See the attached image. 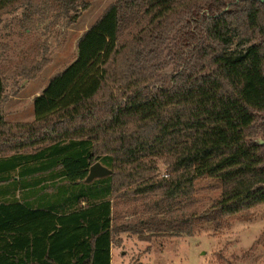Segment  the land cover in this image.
I'll list each match as a JSON object with an SVG mask.
<instances>
[{
  "label": "trees",
  "instance_id": "1",
  "mask_svg": "<svg viewBox=\"0 0 264 264\" xmlns=\"http://www.w3.org/2000/svg\"><path fill=\"white\" fill-rule=\"evenodd\" d=\"M86 7L0 0V20L19 13L31 30L53 12L67 28ZM4 92L0 76V264H111L118 233L192 236L197 222L264 206L260 0H114L34 99L21 134L4 119ZM96 162L113 174L86 184ZM201 179L221 195L185 216L181 201ZM120 198L151 200L149 217L116 224Z\"/></svg>",
  "mask_w": 264,
  "mask_h": 264
},
{
  "label": "rangeland",
  "instance_id": "2",
  "mask_svg": "<svg viewBox=\"0 0 264 264\" xmlns=\"http://www.w3.org/2000/svg\"><path fill=\"white\" fill-rule=\"evenodd\" d=\"M113 2L80 0L87 6L86 10L67 28L55 22L53 12L31 30H25L19 22V13L5 15L0 20V76L5 86L1 111L12 127L11 133H22L15 128L17 125L34 123V99L54 76L76 59L79 39ZM255 139L264 140L261 136ZM21 152L33 153L34 148ZM11 154L13 152L3 153L4 156ZM167 171L168 167L160 162L158 177H163ZM126 191L122 189L120 193ZM220 195L221 185L217 180H198L192 197L181 201L187 205L185 216L205 211ZM126 201L116 200V224L149 217L146 206L153 205L151 200L131 198ZM147 239L143 241L132 233L116 234L111 264H264V206L223 218L219 224L197 222L192 236L158 234Z\"/></svg>",
  "mask_w": 264,
  "mask_h": 264
},
{
  "label": "water",
  "instance_id": "3",
  "mask_svg": "<svg viewBox=\"0 0 264 264\" xmlns=\"http://www.w3.org/2000/svg\"><path fill=\"white\" fill-rule=\"evenodd\" d=\"M260 1L264 4V0H260ZM261 143L263 144L264 142L261 141ZM112 174L113 171L110 168L104 166L101 162H96L90 167V171L85 180V183L91 184L97 179L106 178L108 176H111Z\"/></svg>",
  "mask_w": 264,
  "mask_h": 264
},
{
  "label": "crops",
  "instance_id": "4",
  "mask_svg": "<svg viewBox=\"0 0 264 264\" xmlns=\"http://www.w3.org/2000/svg\"><path fill=\"white\" fill-rule=\"evenodd\" d=\"M112 250H113V248H112ZM111 253H112V251H111Z\"/></svg>",
  "mask_w": 264,
  "mask_h": 264
},
{
  "label": "built area",
  "instance_id": "5",
  "mask_svg": "<svg viewBox=\"0 0 264 264\" xmlns=\"http://www.w3.org/2000/svg\"><path fill=\"white\" fill-rule=\"evenodd\" d=\"M164 176H167V175H164Z\"/></svg>",
  "mask_w": 264,
  "mask_h": 264
}]
</instances>
